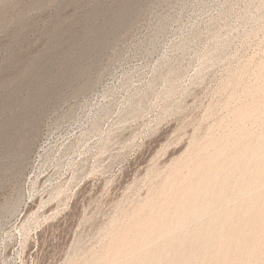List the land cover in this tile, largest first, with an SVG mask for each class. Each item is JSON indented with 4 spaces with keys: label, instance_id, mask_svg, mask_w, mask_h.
<instances>
[{
    "label": "rangeland",
    "instance_id": "rangeland-1",
    "mask_svg": "<svg viewBox=\"0 0 264 264\" xmlns=\"http://www.w3.org/2000/svg\"><path fill=\"white\" fill-rule=\"evenodd\" d=\"M0 264H264V0H0Z\"/></svg>",
    "mask_w": 264,
    "mask_h": 264
},
{
    "label": "bare ground",
    "instance_id": "bare-ground-1",
    "mask_svg": "<svg viewBox=\"0 0 264 264\" xmlns=\"http://www.w3.org/2000/svg\"><path fill=\"white\" fill-rule=\"evenodd\" d=\"M261 144V143H260ZM246 161V160H245ZM214 184V183H213Z\"/></svg>",
    "mask_w": 264,
    "mask_h": 264
}]
</instances>
